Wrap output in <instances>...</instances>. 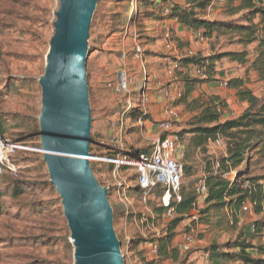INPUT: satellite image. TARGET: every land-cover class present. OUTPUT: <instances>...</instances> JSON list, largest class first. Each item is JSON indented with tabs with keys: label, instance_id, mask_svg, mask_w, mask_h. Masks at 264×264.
Here are the masks:
<instances>
[{
	"label": "rangeland",
	"instance_id": "374dc122",
	"mask_svg": "<svg viewBox=\"0 0 264 264\" xmlns=\"http://www.w3.org/2000/svg\"><path fill=\"white\" fill-rule=\"evenodd\" d=\"M168 1L184 3V0ZM57 8L58 0H0V117L7 120L9 136L18 133L11 127L13 120L25 117L37 122L33 138H39L40 87L37 80L44 72ZM145 12L138 11V0H98L89 29L86 63L92 119V152L89 159L95 178L104 188L112 189L117 182L123 181L133 185L130 178L133 168L123 167L113 174L115 165L109 164L106 154L107 149L112 150L109 148L111 137L121 141L129 156L148 154L152 140L170 135L158 127L169 112L176 116L175 119L170 118L173 132H178L175 121L183 124L190 119L191 115L182 106L174 107L171 105L174 100L163 95V91L169 96L180 91L181 85L174 73V59L189 53L208 57L245 50L251 61L257 46L256 43L240 45L234 37L198 38L196 31L193 39L184 27L174 21L151 23ZM167 15L165 10L163 16ZM245 16L246 13H241L228 18L223 6L217 10L208 8L204 15H199L220 22L242 21ZM253 24L262 29L264 20L256 16ZM217 70L221 80L241 76L252 94L264 100V88L255 73L246 66L223 59L217 63ZM122 74L127 80V91L117 95L108 84L117 83ZM9 79L27 80L29 83L11 89L14 84ZM214 95L226 103L224 115L229 118L239 117L248 108L247 103L240 102L229 87L202 85L193 93L194 98L201 100ZM158 101L164 104L160 106ZM135 111L141 115L146 113L149 117L145 121H134L130 114ZM188 141L189 136H185L183 146L186 149ZM219 142V145L209 142L205 153L187 151L182 164L191 168L192 176H185L183 188H193L196 181L204 178L207 169L217 170L219 161L226 156V147L223 141ZM31 143L26 150L42 160L41 150L33 145L39 144V141L33 139ZM252 164L251 177L261 178L259 182L264 187V160L259 155H253ZM34 168L29 174L18 172L15 178L38 186L29 189L18 201L4 200L6 206L0 213V264H74L70 233L60 199L49 183L46 167ZM233 172L226 174V178L232 180ZM127 198L134 205L128 218L117 208L116 195H109L114 214L113 229L121 242V253L126 257L124 264H145L158 260L160 256L153 257L149 251L138 253V250L129 248L130 244L126 250L125 239H136L145 246L146 242L164 238L171 224L157 217V207L153 204L149 203L146 208L139 206L140 193L132 189L127 192ZM28 203L44 205L40 211L33 212L24 205ZM202 209L201 205L195 212L199 213ZM262 217L264 215L255 216L253 212H239L235 223L233 217L225 212L208 220L198 214V221L191 224L194 228L191 250L180 252L176 263L164 261L163 264H195L190 259L194 253L203 252L211 243L238 241ZM207 222L210 225L205 228ZM186 230L180 224L174 231L176 235L171 241L172 247L181 246V235Z\"/></svg>",
	"mask_w": 264,
	"mask_h": 264
},
{
	"label": "trees",
	"instance_id": "16d2710c",
	"mask_svg": "<svg viewBox=\"0 0 264 264\" xmlns=\"http://www.w3.org/2000/svg\"><path fill=\"white\" fill-rule=\"evenodd\" d=\"M222 6L225 9V16L228 18L246 13V16L242 18L245 23L243 20L220 22L199 17L200 14L204 15L208 8L217 10ZM142 10L146 11V17L153 24L165 23L169 20L184 27L186 31L199 32L205 39L234 37L238 39L237 43L243 46L257 44L254 58L251 61L248 60L245 50L208 57L195 53L174 59L176 64L174 73L181 85V95L171 105L182 106L184 111L191 115L190 119L183 124L175 121L178 132H174V135L180 142L177 161L183 167L184 178L192 176L191 168L182 164L189 151L205 153L209 142L216 143L218 141H223L226 147V156L219 161L217 170H206V175L203 178L206 188L205 195L199 196L194 188L187 190L182 187L181 202L174 204L176 217L172 221H167L171 225L167 228L164 238L146 242L145 246H142V243L136 239L130 240L129 248L136 249L138 253L143 254L150 250V245L157 244L160 258L145 264H163L164 261L176 263L179 253L186 252L182 251L181 246L172 247L171 241L176 235L174 231L192 209L196 210L202 205L203 209L198 214L199 217L202 215L205 220L223 212L229 213L237 223L238 213L242 212V206L251 203L255 216L264 215L262 207L264 187L259 182L261 178L251 177L253 155H259L260 159L264 160V100H260L252 94L241 76L228 80L227 86L234 90L235 96L240 102L248 105V108L237 118H229L224 115L227 105L219 96H210L207 100L193 97V93L202 85L217 84L219 86L221 79L217 78V63L223 59H228L252 70L257 81L264 88V27L258 29L257 25L253 24V19L256 16L264 20V0H184L183 5L169 3L168 0H138V11ZM165 10L168 11L167 16H163ZM8 81L14 84L11 89L29 83L27 80L9 79ZM130 117L134 121L139 119L145 121L149 116L146 113L141 115L135 111L130 114ZM6 121L0 117V135L8 137L17 147L13 158L16 172L13 175L0 176V213L6 206L5 199H8L9 202L18 201L29 189L38 186L36 183L15 178L17 173L26 172L29 174L35 169L34 167L43 168L45 166L41 158L34 157V154L26 150L32 145L33 139L36 142L39 141L38 137L33 138L35 135L34 126L37 127V122L25 117H18L11 124V127L18 130V133L9 136ZM185 136H189L187 149L183 146ZM33 145L40 149L38 143ZM108 151L109 149L106 152L107 156L113 157L114 154ZM91 152L92 142H90ZM39 155L41 156V154ZM231 171H234V176H232V180H229L226 178V174ZM3 186L7 188H2ZM51 189L54 190L52 187ZM24 205L29 210L37 212L43 208L44 204L28 203ZM155 212L159 218L162 217L160 208L155 209ZM209 225L207 222L205 228ZM263 242L264 217L256 220L238 241L223 244L211 243L202 253L208 255V264H264ZM149 254L151 255L150 251Z\"/></svg>",
	"mask_w": 264,
	"mask_h": 264
},
{
	"label": "water",
	"instance_id": "95a60500",
	"mask_svg": "<svg viewBox=\"0 0 264 264\" xmlns=\"http://www.w3.org/2000/svg\"><path fill=\"white\" fill-rule=\"evenodd\" d=\"M98 0H58L40 87L39 146L70 233L74 264H124L113 208L90 165L86 63Z\"/></svg>",
	"mask_w": 264,
	"mask_h": 264
},
{
	"label": "built area",
	"instance_id": "2783aa9c",
	"mask_svg": "<svg viewBox=\"0 0 264 264\" xmlns=\"http://www.w3.org/2000/svg\"><path fill=\"white\" fill-rule=\"evenodd\" d=\"M198 38H202L201 34L197 33ZM192 54V53H189ZM228 86V79L221 80L219 87L226 88ZM108 87L117 95L127 91V80L125 75H120L117 83L114 85L108 84ZM141 90V88H140ZM163 95L170 100H175L180 97L181 91L175 93L174 96H169L163 91ZM175 114L169 112L163 121L159 122V130L166 135L152 140L148 154L138 153L136 156H129L124 149L120 140L111 137L108 151L114 154L109 157V164H114L115 169L113 174L118 173L123 167H131L134 169L130 175L133 185H127L125 181L117 182L113 188H106L109 195L112 193L116 195L117 208L128 218L132 212L131 208L134 205L131 200L127 198V192L132 189L141 195L140 205L142 208L151 203L155 207L162 210V218L166 221H172L175 217L174 204L181 202V189L184 181V170L182 165L177 161V152L180 147L179 139L172 130L170 118L175 119ZM220 144V142H216ZM17 147L6 136L0 135V176L7 174L13 175L16 172V166L13 158L16 154ZM196 194L199 196L206 194L204 179L201 178L193 186ZM131 206V207H129ZM264 210V203L262 204ZM243 213H252L253 205L246 203L242 206ZM158 217V216H157ZM159 218V217H158ZM198 221V213L192 209L189 215L180 224L187 230L181 235V249L183 252H188L193 246V232L192 223ZM130 243V238L126 237L124 244L126 246ZM128 250V246L126 247ZM150 253L153 257L158 256L157 244L150 245ZM123 255V254H122ZM125 261V255H123ZM202 264H208V255L201 254Z\"/></svg>",
	"mask_w": 264,
	"mask_h": 264
},
{
	"label": "crops",
	"instance_id": "0c3cea01",
	"mask_svg": "<svg viewBox=\"0 0 264 264\" xmlns=\"http://www.w3.org/2000/svg\"><path fill=\"white\" fill-rule=\"evenodd\" d=\"M195 31H193V30H187V34L191 37V38H193V39H195ZM235 77H238V76H235ZM217 78H219V75H217ZM229 80V79H228ZM164 104V102H161V101H158V105H163ZM155 111V110H154ZM264 243V242H263ZM201 245H202V243L200 244V246L199 247H201ZM201 254H202V252H196V253H194L193 254V256L190 258V259H193V261H195V264H202V258H201Z\"/></svg>",
	"mask_w": 264,
	"mask_h": 264
}]
</instances>
